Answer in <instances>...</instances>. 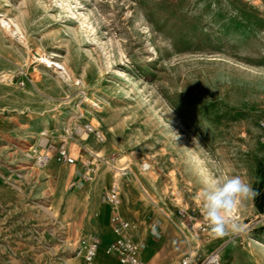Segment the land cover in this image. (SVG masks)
I'll return each mask as SVG.
<instances>
[{"label": "rangeland", "instance_id": "374dc122", "mask_svg": "<svg viewBox=\"0 0 264 264\" xmlns=\"http://www.w3.org/2000/svg\"><path fill=\"white\" fill-rule=\"evenodd\" d=\"M0 15L24 31L18 40L0 27V264H87L89 238L101 243L93 218L112 208L105 161L135 175L132 190L115 176V208L133 240L159 244L144 264H179L185 238L203 255L238 239L264 248L255 196L233 212L244 230L224 237L190 232L177 207L200 214L206 178L264 188V0H0ZM35 50L59 53L73 78L38 64ZM62 145L74 164L55 160ZM87 149L96 172L72 186ZM106 256L93 264H122Z\"/></svg>", "mask_w": 264, "mask_h": 264}, {"label": "built area", "instance_id": "2783aa9c", "mask_svg": "<svg viewBox=\"0 0 264 264\" xmlns=\"http://www.w3.org/2000/svg\"><path fill=\"white\" fill-rule=\"evenodd\" d=\"M80 132L86 134L92 133L98 141L103 140V135L90 124H84ZM82 163L84 166L83 172L78 175L77 179L72 183V186H80L84 182L91 179L96 172L99 155L87 149V153L83 155ZM51 159L50 153L35 154L34 162L38 167L45 166ZM55 160L64 164H74L76 158L62 145L56 149ZM104 200L112 206V212L109 217L110 228L112 232V240L109 247V254L118 258L122 264H144L142 259V251L145 248L143 243L133 240L130 234V222L119 214L115 208L120 201V184L115 178L111 181L109 187L104 192ZM178 213L184 221L185 226L190 232L198 236H208L210 228L204 220L202 213L198 214L188 208V205L178 204ZM155 237L159 234L154 232ZM185 236V235H184ZM186 237V236H185ZM186 249L179 260V264H223L220 253L217 251L210 252L207 255L201 254L194 242L185 238ZM99 239L90 237L84 247L83 258L86 263H91L94 259Z\"/></svg>", "mask_w": 264, "mask_h": 264}, {"label": "clouds", "instance_id": "9594fccd", "mask_svg": "<svg viewBox=\"0 0 264 264\" xmlns=\"http://www.w3.org/2000/svg\"><path fill=\"white\" fill-rule=\"evenodd\" d=\"M255 195L253 188L239 176L204 179L198 199L202 202L201 213L212 234L224 237L242 232L244 226L232 214L243 201Z\"/></svg>", "mask_w": 264, "mask_h": 264}, {"label": "bare ground", "instance_id": "6f19581e", "mask_svg": "<svg viewBox=\"0 0 264 264\" xmlns=\"http://www.w3.org/2000/svg\"><path fill=\"white\" fill-rule=\"evenodd\" d=\"M0 27L5 32H8L11 36L16 37L18 40H22L24 38V31H23L21 24L12 18H6V17L0 15ZM33 56H34V58L38 64L42 65L43 67H49L61 80L69 81L73 78L72 77L73 74H72L70 68L66 65L65 62H63V60L61 59V55L59 53H57V52L45 53V52H42L41 50H35ZM74 81H77V78H74ZM84 99L88 103L93 102V99H90L87 96L84 97ZM46 130L47 129L45 128L44 131H46ZM81 133H84V132H81ZM43 134H46V132H43ZM42 143H44V140H42ZM122 160L123 159H120V163ZM104 164H106L108 167L113 169L114 172H116L115 176H117L118 174L120 175V179L124 183L126 189L132 190L133 184L131 183V179L129 176L135 177V175L133 174V172L130 168H128L127 166L121 167L122 165L119 166V165L111 164L107 161H105ZM142 168H143V170L148 172L151 169V165L147 162H143ZM115 176H114V178L116 179ZM106 204H108V203H106ZM108 205H110V204H108ZM232 215H233V218L235 220L238 218L237 214L233 213ZM109 243L101 242L97 247L96 253L98 254L100 246H103V253H104V255L108 256L109 255V247L111 244V243L110 244ZM81 253H82V250L79 249V252H77V254L74 258H76L78 255H81ZM94 258H95V256H94ZM65 262H66V264H76V263L70 262L69 260H65ZM93 263H94V260L91 263H87V264H93Z\"/></svg>", "mask_w": 264, "mask_h": 264}, {"label": "crops", "instance_id": "0c3cea01", "mask_svg": "<svg viewBox=\"0 0 264 264\" xmlns=\"http://www.w3.org/2000/svg\"><path fill=\"white\" fill-rule=\"evenodd\" d=\"M134 204L133 209L136 211L139 210V203L137 201V197L133 199ZM102 204V203H101ZM100 204H98L95 208V211H99ZM112 212V208L108 210L107 216H103L104 220H100L98 215H95L92 222V230L96 236H98L103 243H109L112 240V232L109 223V217ZM109 228V231L108 229ZM139 233L142 232L140 229ZM131 234V231H130ZM158 243L154 240H149L145 248L142 251V258H151L153 254L156 252L158 247ZM102 250V251H101ZM100 256H105L103 253V246H100ZM103 253V254H102ZM107 257V256H106ZM220 257L223 264H264V248L263 246L252 245L250 243L244 244L240 239L230 241L225 245V247L220 251Z\"/></svg>", "mask_w": 264, "mask_h": 264}, {"label": "trees", "instance_id": "16d2710c", "mask_svg": "<svg viewBox=\"0 0 264 264\" xmlns=\"http://www.w3.org/2000/svg\"><path fill=\"white\" fill-rule=\"evenodd\" d=\"M259 193L258 196L255 195V204L258 209H262L264 206V188L262 190L257 191Z\"/></svg>", "mask_w": 264, "mask_h": 264}]
</instances>
